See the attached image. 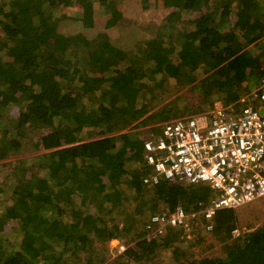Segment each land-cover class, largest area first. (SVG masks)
<instances>
[{
  "label": "trees",
  "instance_id": "1",
  "mask_svg": "<svg viewBox=\"0 0 264 264\" xmlns=\"http://www.w3.org/2000/svg\"><path fill=\"white\" fill-rule=\"evenodd\" d=\"M140 8L167 15L158 32L134 41L120 33L122 0H0V162L27 147L37 153L21 161L0 213V264H107V244L124 238L114 264H264V222L235 238L237 209L214 215L221 254L184 251L183 228L148 237L152 216L190 212L212 192L146 184L144 142L162 128L129 133L184 114L182 96L164 103L169 87L189 88L185 103L193 92L211 106H238L251 93L258 101L264 70L251 51L264 43V0H141ZM99 14L115 37L96 31ZM68 20L92 35L65 34ZM86 133L95 137L80 140ZM15 228L18 242L5 236Z\"/></svg>",
  "mask_w": 264,
  "mask_h": 264
},
{
  "label": "built area",
  "instance_id": "2",
  "mask_svg": "<svg viewBox=\"0 0 264 264\" xmlns=\"http://www.w3.org/2000/svg\"><path fill=\"white\" fill-rule=\"evenodd\" d=\"M259 103L238 114L216 111L176 119L161 126L144 142V160L152 173L144 182L161 180L185 185H206L212 192L209 203L187 211L178 206L173 214L150 218L148 237H164L170 228L192 232L204 221L213 231L217 211L238 209L264 198V75L260 80ZM233 236L241 235L235 229ZM123 252L126 247L120 245Z\"/></svg>",
  "mask_w": 264,
  "mask_h": 264
},
{
  "label": "rangeland",
  "instance_id": "3",
  "mask_svg": "<svg viewBox=\"0 0 264 264\" xmlns=\"http://www.w3.org/2000/svg\"><path fill=\"white\" fill-rule=\"evenodd\" d=\"M140 3H141V0H122L123 17L127 22L126 26L130 25V27H126V26L120 27V33L123 34V37L125 39H128V40L132 39L134 41H139L146 35H151L153 33L158 32L160 28L159 24L167 15V11L165 9L164 10L159 9L158 11L154 13L142 12L140 8ZM104 18L101 17L99 14V19L95 25L96 31L98 32L102 31V32L107 33L109 38L115 37V31L113 29L109 30L106 28L107 20L106 18L105 19ZM60 30L62 32H65V34H74V35L82 33L87 36H91L93 33L92 32L91 34H88V31L83 29L81 24H76L72 22L71 20H68L67 22H63L61 24ZM251 53L255 57L257 56L258 59L260 58L262 70H264V43L254 47ZM254 88L257 89V86H254ZM255 89L253 90V92L255 91ZM188 90L189 88H182L180 90H177V92H175L176 91L175 87H169V89H166V92H167L166 99L168 100L164 102L165 104L170 102V100L172 101L176 99L177 97H181V96L183 97L182 101L181 100L177 101V105L181 106L182 110L185 112L182 116H179L178 118H175V119L189 118L190 116L197 114V113H201V112H202L201 114L210 113V112L216 111L219 108L223 110L232 111L234 114H238L246 106H252L257 101V100H254V99H257L256 95L251 93L252 98L250 96L249 98L246 97L248 98V100L244 103L242 102L243 100H241L239 102L241 104L238 106L236 104L225 105L224 103L223 104L218 103L216 104V106H211V105H208L207 102L205 103L204 101H202L203 99H200V97H198L196 92H193L188 98L189 102L190 101L191 102L185 103L186 101L184 100V98L187 97ZM257 103H259V99ZM186 107H188V111L186 110L187 109ZM188 112L190 113L187 114ZM142 123H140L139 125L134 124L135 126L133 125L134 127H132V129L129 130V128H127L125 130L127 132L129 130V133L137 134L139 132H143V130L149 126L155 125L157 127H161L163 125L162 123L151 122L150 125L145 126V124H142ZM93 136L95 137V135ZM93 136L86 133L83 136H81L80 140H87L88 138H91ZM36 156H37V153L33 152L31 149H29V147H27L25 152H23L19 156L13 157L5 162H0V213L4 212L6 207L10 205L11 199L8 198V195L11 194L13 188L16 185L15 179L17 177V172L21 169V167L24 168V166H26V163L33 162ZM22 160L26 162L24 165L21 162ZM203 186H206V185H203ZM237 210H238L237 214L239 218L238 230L240 231L241 234L255 230V226L257 225L259 226L260 224L264 222V199L254 200L246 204L245 206L238 208ZM145 214H144L145 217L142 216L139 218L142 221L144 220V222L147 220V217L151 216L150 213L148 212H145ZM113 216L119 217L118 221L120 222L121 227L123 225L125 226L126 223H125L124 218L126 214H123L122 210H120L119 212H115ZM204 223L205 222H202L200 224L198 223V225L194 227V230L192 232L187 231L185 229L186 233L185 234L182 233L181 239H179L176 243L184 251L192 253L193 256H195V258H198V259L203 258L205 256H210L212 254H221L225 250L223 244L217 241V239H215L213 235V231H207L205 229L206 223L205 224ZM178 229H181V228H178ZM168 234L166 232V236ZM5 236H7L9 239L11 238L12 241L14 242H18L20 240L19 236L21 235L18 233V231H16V228H15L11 232L7 231ZM125 239L127 238H124L122 240H114V241H111L109 244H107V253H106L107 264H114V262L117 261L118 258H120V255L128 249V245L124 243ZM199 239L200 240L203 239L204 242L202 243L199 242ZM120 245H123L124 247H126V250L122 252L119 247ZM60 251H61V247H59V249L55 248L53 252L54 254L55 252L59 254L58 252ZM171 252L172 250L170 251V253Z\"/></svg>",
  "mask_w": 264,
  "mask_h": 264
},
{
  "label": "water",
  "instance_id": "4",
  "mask_svg": "<svg viewBox=\"0 0 264 264\" xmlns=\"http://www.w3.org/2000/svg\"><path fill=\"white\" fill-rule=\"evenodd\" d=\"M262 113H264V110H262Z\"/></svg>",
  "mask_w": 264,
  "mask_h": 264
},
{
  "label": "crops",
  "instance_id": "5",
  "mask_svg": "<svg viewBox=\"0 0 264 264\" xmlns=\"http://www.w3.org/2000/svg\"><path fill=\"white\" fill-rule=\"evenodd\" d=\"M259 94V93H258Z\"/></svg>",
  "mask_w": 264,
  "mask_h": 264
}]
</instances>
